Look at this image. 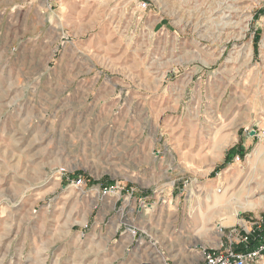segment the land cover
<instances>
[{"label":"rangeland","instance_id":"1","mask_svg":"<svg viewBox=\"0 0 264 264\" xmlns=\"http://www.w3.org/2000/svg\"><path fill=\"white\" fill-rule=\"evenodd\" d=\"M263 225L264 0H0V264H203Z\"/></svg>","mask_w":264,"mask_h":264},{"label":"built area","instance_id":"2","mask_svg":"<svg viewBox=\"0 0 264 264\" xmlns=\"http://www.w3.org/2000/svg\"><path fill=\"white\" fill-rule=\"evenodd\" d=\"M142 10L147 8V3L140 5ZM62 172H65L62 169ZM72 183L76 187H81L84 183L83 179H74ZM102 196L109 197L115 192V187H106L101 190ZM252 233H245L240 237L239 244H248L249 237ZM238 244V245H239ZM203 264H260L264 261V244L254 250L246 248L244 251H237L236 249H227L225 251H204Z\"/></svg>","mask_w":264,"mask_h":264},{"label":"trees","instance_id":"3","mask_svg":"<svg viewBox=\"0 0 264 264\" xmlns=\"http://www.w3.org/2000/svg\"><path fill=\"white\" fill-rule=\"evenodd\" d=\"M241 153V154H240ZM236 154H240L243 156V151H236V149H233L229 152L228 155V159H233V157ZM264 227V225H263ZM262 227V229H260V231L255 232L253 235H251V237H249V242L248 244H239L236 246V250L237 251H244L246 248H248L249 250H254L257 249L258 247H260L261 245L264 244V228Z\"/></svg>","mask_w":264,"mask_h":264},{"label":"bare ground","instance_id":"4","mask_svg":"<svg viewBox=\"0 0 264 264\" xmlns=\"http://www.w3.org/2000/svg\"><path fill=\"white\" fill-rule=\"evenodd\" d=\"M211 201H212V203L214 204V205H218V206H222V207H226V206H228L229 204H230V201H231V199L229 198H227V191H225V192H223V191H216L212 196H211ZM224 203L226 204V205H224ZM248 203V202H247ZM253 206H255V205H253ZM237 212L238 211H236L235 213H234V216L236 217L237 216Z\"/></svg>","mask_w":264,"mask_h":264}]
</instances>
